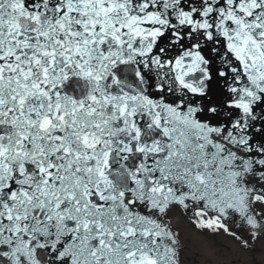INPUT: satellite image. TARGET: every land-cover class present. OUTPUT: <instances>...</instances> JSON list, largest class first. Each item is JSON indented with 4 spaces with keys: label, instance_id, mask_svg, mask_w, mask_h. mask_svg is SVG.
Masks as SVG:
<instances>
[{
    "label": "snow or ice",
    "instance_id": "snow-or-ice-1",
    "mask_svg": "<svg viewBox=\"0 0 264 264\" xmlns=\"http://www.w3.org/2000/svg\"><path fill=\"white\" fill-rule=\"evenodd\" d=\"M0 264H264V0H0Z\"/></svg>",
    "mask_w": 264,
    "mask_h": 264
}]
</instances>
